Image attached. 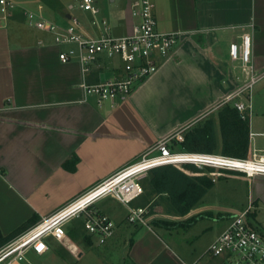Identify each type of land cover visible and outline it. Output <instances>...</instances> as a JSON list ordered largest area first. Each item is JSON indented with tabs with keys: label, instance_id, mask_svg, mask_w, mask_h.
I'll list each match as a JSON object with an SVG mask.
<instances>
[{
	"label": "crops",
	"instance_id": "0c3cea01",
	"mask_svg": "<svg viewBox=\"0 0 264 264\" xmlns=\"http://www.w3.org/2000/svg\"><path fill=\"white\" fill-rule=\"evenodd\" d=\"M14 1L18 8L8 19L0 14V248L23 224L34 219L39 222L135 162L160 139L233 91L238 72L229 48L240 41L243 31L252 33L253 60L258 69H264V0H154L158 29L183 32L180 42L156 73L136 85L126 101L98 105L86 94L84 84L118 76L121 61L102 56L87 73L79 62H62L53 34L30 23L25 12H36L62 26L77 17L90 35L101 31L93 25V16L71 1L54 0L55 9L46 0ZM96 1L99 19H106L115 34L131 32L137 21L131 0H109V8ZM177 75L184 76L181 87L188 88L190 94H200L199 103L194 106L192 99L178 93L176 97L183 99L179 114L177 107L161 113L153 97L163 87L176 85L172 79ZM167 76L171 78L165 79ZM174 95L175 91L173 100ZM216 132L220 141L217 128ZM172 148L178 150L176 144ZM251 196L258 213L264 195ZM204 197L188 214L175 215L180 228L161 227L164 231L129 222L128 209L112 205L114 198L106 197L96 206L116 223L115 233L106 243L99 244L85 230L84 219L77 218L65 229L78 256L66 244L49 238V250L43 255L30 252L28 260L34 264L46 257L50 264H81L85 251L92 252L97 245L107 249L124 244L128 247L124 264H220L221 259L212 256L208 248L229 225L227 215H217L227 222L203 254L190 251L191 241L179 235L189 232L203 217L206 211L199 205L204 204ZM141 201L133 205L141 206ZM163 202L169 203L166 194L155 196L143 207L154 204L159 214ZM198 211L203 214L198 215ZM256 213L254 220L262 225ZM195 216L192 223L183 222ZM84 236L87 246L80 241Z\"/></svg>",
	"mask_w": 264,
	"mask_h": 264
},
{
	"label": "built area",
	"instance_id": "2783aa9c",
	"mask_svg": "<svg viewBox=\"0 0 264 264\" xmlns=\"http://www.w3.org/2000/svg\"><path fill=\"white\" fill-rule=\"evenodd\" d=\"M132 15L137 20L130 33L117 35L106 19H99L100 8L96 0H79L78 7L93 16V25L101 31L88 34L77 17L68 24L60 25L40 17L36 12L26 11L30 23L53 34L60 47L62 62H79L84 72H89L102 56L121 61V73L111 79L84 84L86 94L93 96L98 105L106 102L116 104L126 101L137 84L158 71L162 62L180 42L183 32L158 29L156 3L154 0H131ZM18 8L14 0H0L2 19H8ZM252 33L243 31L240 41L230 44L229 55L239 69L238 86L227 94L218 107L232 104L245 119L251 118V92L253 86L264 78V69H258L252 56ZM242 98H246L248 103ZM212 110L197 117L175 132L163 137L151 146L135 162L118 170L102 182L74 198L54 213L44 216L39 222L0 248V264H25L30 252L43 255L49 250L48 239L53 238L76 253V246L66 234V225L73 219L83 218L84 228L99 244L106 243L115 233L114 220L97 209V203L112 197L128 209V221L148 225V207L134 206L133 202L143 193L142 179L155 168L165 165L183 167L193 165L206 169V174L238 172L247 179L264 176V147L256 145L251 133L247 157H233L220 152H197L176 150L173 144L183 143L185 134L194 124L208 116ZM211 169V170H210ZM202 173V172H201ZM204 173V172H203ZM216 181V178L213 177ZM255 205L231 215L225 230L209 245L208 252L221 259L220 264H264V232L253 223L251 212ZM253 220V221H252ZM31 264V263H30Z\"/></svg>",
	"mask_w": 264,
	"mask_h": 264
},
{
	"label": "rangeland",
	"instance_id": "374dc122",
	"mask_svg": "<svg viewBox=\"0 0 264 264\" xmlns=\"http://www.w3.org/2000/svg\"><path fill=\"white\" fill-rule=\"evenodd\" d=\"M64 1L73 2L75 7L78 6V2H79V0H64ZM109 3H110L109 0H101V4H103L104 7L109 8L110 7ZM237 72L240 73L238 68H237ZM182 77L184 80V76H178V75L175 76L172 80L175 81L176 85L171 86L169 84L168 86L163 87L165 89H162V90L160 89L161 91L159 90L155 94L156 96L153 97V102L154 104H156L157 108H159V112L161 111V113L163 112L170 113L175 107H177L178 109L177 114H179V112L183 108V105H182L183 99L176 97L178 93L180 97H183L185 95L187 99L188 98L192 99L194 106L198 105L199 103L198 96L200 94H198L197 92L190 94L191 92L188 88L181 87L182 85L180 84H181ZM168 78H171V77L170 76L165 77V79H168ZM238 85L239 84H237V86ZM170 89H174V90H170ZM173 91H175L174 100H173ZM224 98L218 101L216 104H214L210 108L212 112L208 116L202 119V120H205L207 118H213L215 123L217 122L216 128L220 134V139H221V133H220V127L218 123V111L222 106L218 107V105L224 100ZM242 99L244 102L248 103V100L246 98H242ZM250 100H251V105H252L251 114H250L251 115V118H250L251 119L250 120L251 133L254 137L256 145L259 147H264V78L259 80L253 86ZM176 145H177L178 150H184L182 147V143H177ZM216 152H219V151H216ZM180 168L183 169V167H180ZM200 170L202 173L204 172L205 174L207 172L206 169H200ZM212 177L216 178L215 184L207 192L206 196L204 197V200H203L204 204L203 202H201L199 205V207L201 206L204 207L203 210H205L206 212H204L203 217L198 221V223L191 230H189V232L184 230V231H181V233L179 234L181 238H186L191 241V242H188L189 240L186 241V243L188 242V249L190 251L192 249L193 251H195V253L198 252L200 254H203L207 250L208 245L211 243L214 237L221 232V230L223 229L224 225L227 222V220H223L222 218L217 217L218 214L222 213V215L224 214L225 216L227 215L228 217H230L236 212L246 209L249 203L251 201L253 202V200H251L252 198L251 195H253V193H255V195L256 194L264 195V182L261 181V180H264L263 177L256 176V177H253L250 181V179H247L244 174L238 173V172H225L224 174L216 172L215 174H213ZM141 196L137 198L138 200L137 199L135 200L136 202L134 201L136 205L139 204L138 202H140V199L142 198ZM111 204L114 206L120 204V208H122L123 210L124 208H126L125 205L121 204L115 199H111ZM260 207H261V210H259L258 213H256L257 211L254 208V210L251 212V215H252V219L256 217L254 215L255 213L256 215H258L257 221H260L262 225L258 226L255 220L254 221L252 220V221L255 225H257L256 228L259 231L264 232V202L262 200L260 201ZM158 209H160L159 214H156V213L152 214L148 218V225L150 227H153V228L156 227V224H154L155 220L156 221L164 220V221L172 222L175 224V225L174 224L171 225L172 228L168 230H176L180 228V226H178L180 224H178L177 216L171 213V208H170L169 203L163 202L162 205L158 207ZM200 212L201 211H198V215L203 214L202 212L201 213ZM210 213L213 215H211ZM158 229L160 231L161 230L164 231L161 228V226ZM165 234H168V233H166L165 231ZM167 239L171 240L168 237ZM80 241L83 243V246H87L88 241L86 240L85 236L83 238H80ZM127 248L124 244L116 245V247L112 246L107 249L103 246L97 245L92 250V252L85 251V254L86 253L87 254L85 255V257L80 263L81 264H124ZM78 254H79V251L77 250L75 255L78 256ZM120 255L122 256L121 261L118 262ZM34 264H50V261L46 257L41 258V259L38 258L37 261L34 262Z\"/></svg>",
	"mask_w": 264,
	"mask_h": 264
},
{
	"label": "trees",
	"instance_id": "16d2710c",
	"mask_svg": "<svg viewBox=\"0 0 264 264\" xmlns=\"http://www.w3.org/2000/svg\"><path fill=\"white\" fill-rule=\"evenodd\" d=\"M46 1L50 2L51 5H49L55 9L56 0ZM218 123L221 133L220 141H218L215 121L213 118H207L188 129L182 147L187 151L208 153L219 151L228 156L247 157L251 143L250 117L244 119L236 107L225 104L218 111ZM141 184L144 190L141 206H148L155 196L166 194L171 213L186 215L214 186L215 181L211 175L201 173V170L193 165H185L183 169L175 165H165L151 170ZM148 210L147 216L149 217L155 213L154 204L150 205ZM196 217L183 222L192 223ZM36 221L34 219L26 222L4 241L8 243L35 225ZM154 224L158 227L169 228L174 223L155 220ZM72 238L74 239L75 236L72 235Z\"/></svg>",
	"mask_w": 264,
	"mask_h": 264
}]
</instances>
